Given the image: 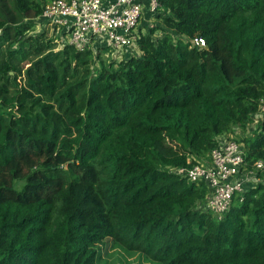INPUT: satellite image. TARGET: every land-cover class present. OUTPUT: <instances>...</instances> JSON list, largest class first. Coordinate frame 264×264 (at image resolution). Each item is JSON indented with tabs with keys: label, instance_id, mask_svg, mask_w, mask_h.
I'll use <instances>...</instances> for the list:
<instances>
[{
	"label": "trees",
	"instance_id": "trees-1",
	"mask_svg": "<svg viewBox=\"0 0 264 264\" xmlns=\"http://www.w3.org/2000/svg\"><path fill=\"white\" fill-rule=\"evenodd\" d=\"M158 3L141 55L94 71L31 34L43 0H0V264H100L105 240L152 264H264V182L217 219L206 185L170 171L254 121L264 0ZM240 140L264 180V116Z\"/></svg>",
	"mask_w": 264,
	"mask_h": 264
},
{
	"label": "built area",
	"instance_id": "built-area-1",
	"mask_svg": "<svg viewBox=\"0 0 264 264\" xmlns=\"http://www.w3.org/2000/svg\"><path fill=\"white\" fill-rule=\"evenodd\" d=\"M162 11L158 0H49L35 21L52 33L51 38L61 48L68 45L77 52L90 51L93 56L101 51L122 60L141 55L138 40L147 33L143 28L147 24V29H153ZM190 44L205 47L201 39H193ZM257 105L252 115L256 123L264 116V97ZM244 154L233 136L223 135L205 164L170 171L189 182H203L209 192L200 209L220 219L229 210L233 195L264 182L258 176L263 163L258 161L248 168Z\"/></svg>",
	"mask_w": 264,
	"mask_h": 264
},
{
	"label": "rangeland",
	"instance_id": "rangeland-1",
	"mask_svg": "<svg viewBox=\"0 0 264 264\" xmlns=\"http://www.w3.org/2000/svg\"><path fill=\"white\" fill-rule=\"evenodd\" d=\"M49 0H43V3L46 4ZM45 28L40 27L37 25L36 22V26L34 27V30L32 31L31 34H40L42 31H44ZM143 32L146 33L147 32V24L146 27L143 28ZM47 37L51 38L52 37V33L49 32L48 29L45 30ZM161 36V33L156 31L154 34L155 38H158ZM64 42H67L68 37L65 36L64 37ZM61 49V45L57 44V49L59 50ZM94 57V71H98L99 70V63L102 61L105 65H107L108 63H110L112 60L116 61V63H118L120 60H115V58L113 57V54H108L107 56L104 55V53H101L100 58L97 59L96 56ZM116 65H114L115 67ZM257 123L252 121L248 126H247V130L245 132H242L238 129H236V135H233L234 140L244 149L243 144L241 143V136L243 135H249L250 132H252L255 127H256ZM231 138V136H229ZM189 183V181H187ZM23 185V182L21 181H15L14 183V188L19 191L21 189V186ZM101 262L100 264H152L146 260H144L141 256H139L137 253H127L125 251H123L121 248H119L118 246L113 245V243L111 241H107L105 240L101 245Z\"/></svg>",
	"mask_w": 264,
	"mask_h": 264
}]
</instances>
